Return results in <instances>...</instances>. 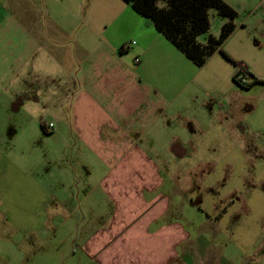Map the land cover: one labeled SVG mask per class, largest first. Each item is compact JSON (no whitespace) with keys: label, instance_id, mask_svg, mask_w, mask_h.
<instances>
[{"label":"crops","instance_id":"obj_1","mask_svg":"<svg viewBox=\"0 0 264 264\" xmlns=\"http://www.w3.org/2000/svg\"><path fill=\"white\" fill-rule=\"evenodd\" d=\"M254 10L264 51V0ZM123 14L113 23L110 51L96 49L102 41L93 32L73 37L66 30L60 69L53 36L0 34V42L14 43L0 52L10 58L0 74L12 75L0 78V100L12 118L19 112V122L33 123L12 130L34 127L47 143L19 151L49 165L53 176L47 188L18 195L14 209L0 206V264H215L177 219L176 175L162 161L177 153L183 124L193 119L183 116L186 55L151 20L129 9ZM40 41L49 43L41 63ZM28 107L36 108L34 116L23 114ZM61 165L62 179L55 173Z\"/></svg>","mask_w":264,"mask_h":264},{"label":"rangeland","instance_id":"obj_2","mask_svg":"<svg viewBox=\"0 0 264 264\" xmlns=\"http://www.w3.org/2000/svg\"><path fill=\"white\" fill-rule=\"evenodd\" d=\"M224 1L237 11L235 29L203 66L186 57L182 70L188 89L184 92L183 116L193 119L183 124L187 126L180 132L182 143L174 148L177 153L166 155L162 161L168 173L176 175L180 195L177 219L190 232L192 242L207 247L204 255L215 259V264L219 259L264 264V84L247 88L233 78L240 71L242 82H252L249 74L242 78L246 70L259 78L264 75V51L257 45L260 12L254 10L258 0ZM125 9L142 17L123 0H0V34H33L40 40L53 36L60 41L53 49L59 61L55 68L60 69L66 62V30L73 37L93 32L102 41L96 49L110 51L109 39L115 35L113 23L126 18ZM210 21V30L198 37L201 43H206L210 35L219 38L228 19L212 8ZM134 39L136 34L130 45ZM13 44L0 42V52ZM47 45L39 43L40 63L45 49L41 47ZM133 59L132 50L125 53L128 64H133ZM9 61L0 57V68H7ZM62 74L56 70L55 81H61ZM4 77L9 81L12 75L0 74ZM46 79L43 76L42 80ZM0 104V206L14 209L18 195L47 188L53 176L49 175V165H38L19 151L46 146L42 132L37 137L34 127L29 128L32 132L12 130L16 125L33 123L19 122V112L12 118L2 97ZM28 108L22 109L23 114L34 116L36 108ZM44 120L49 122L48 118ZM55 173L60 179L66 176L62 165ZM3 225L0 219V228ZM9 232L13 239L12 228ZM56 252L61 256L66 253Z\"/></svg>","mask_w":264,"mask_h":264},{"label":"trees","instance_id":"obj_3","mask_svg":"<svg viewBox=\"0 0 264 264\" xmlns=\"http://www.w3.org/2000/svg\"><path fill=\"white\" fill-rule=\"evenodd\" d=\"M140 16L149 18L158 32L163 34L174 46L183 52L195 65L203 66L207 59L217 52L223 41L234 31L237 11L224 0H123ZM217 9L226 17L219 38L210 35L206 43L198 37L210 30V10ZM246 78L252 76V82L245 83L239 78L240 71L233 76L240 85L250 88L255 84H264L249 71L242 72Z\"/></svg>","mask_w":264,"mask_h":264},{"label":"built area","instance_id":"obj_4","mask_svg":"<svg viewBox=\"0 0 264 264\" xmlns=\"http://www.w3.org/2000/svg\"><path fill=\"white\" fill-rule=\"evenodd\" d=\"M134 44H136V42H135V41H132V45H134ZM135 61H136V62H138V61H139V59H138V58H135ZM242 78H245L243 74H242ZM49 126H50V127H52V126H53V124H52V123H50V124H49Z\"/></svg>","mask_w":264,"mask_h":264}]
</instances>
